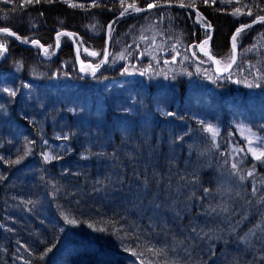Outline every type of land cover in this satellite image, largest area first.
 I'll return each instance as SVG.
<instances>
[{
	"label": "trees",
	"instance_id": "trees-1",
	"mask_svg": "<svg viewBox=\"0 0 264 264\" xmlns=\"http://www.w3.org/2000/svg\"><path fill=\"white\" fill-rule=\"evenodd\" d=\"M133 2L145 8L157 0H124V7ZM247 2L249 10L196 0L205 18L198 25L214 29L210 53L219 65L231 63L234 31L264 16L263 0ZM70 3L77 6L0 0V27L49 53L42 59L39 45L0 34L8 52L0 64V264H264L263 214L249 221V188L222 189L229 174L205 162L208 143L196 123L264 133V24L241 33L235 67L217 75L197 47L206 31L193 12L132 15L112 24L107 63L93 75L78 68L65 35L48 59L54 37L72 33L79 61L95 67L121 0ZM25 150L19 164L10 162ZM44 154L56 158L46 162Z\"/></svg>",
	"mask_w": 264,
	"mask_h": 264
},
{
	"label": "rangeland",
	"instance_id": "rangeland-1",
	"mask_svg": "<svg viewBox=\"0 0 264 264\" xmlns=\"http://www.w3.org/2000/svg\"><path fill=\"white\" fill-rule=\"evenodd\" d=\"M247 1H253V0H240V2L239 0H236V1H230L228 2V4L230 3L229 6L235 8L249 10L251 5H248L250 4V2L248 3ZM240 12L241 11H239L236 14V16H239ZM247 18L251 19L252 17L249 16ZM108 25L106 27V32H108L107 34L109 37ZM109 42H110V38H109ZM105 43H106V39H105ZM206 47L207 44L204 45L203 51L200 50V53L205 58H208V56L205 55ZM216 65L220 69H224L225 67H227L226 63L219 65L217 61H216ZM231 82H234L235 85L237 84V81H231ZM195 87H196L195 85H190L187 89V93L191 95L195 94L196 92ZM196 100L197 99L195 100L193 99V101ZM196 102L198 103V101ZM163 111L164 110H161V113ZM202 120L204 121V119L198 117V119H196V123H199ZM208 125L213 126L217 130L218 134L215 136L214 139L212 133L204 130ZM200 134L202 137H206L208 143V148L204 150V151L208 150L209 152L208 155H205V162L208 160L207 164L209 166L212 165V167L213 166L216 167L219 173L222 172V170H224L225 175L229 174V179L224 176L225 182L222 183V189H225L226 186L229 187V189L249 188L248 194L249 196L251 195V198L249 197L246 201L250 208L248 216L251 217L249 218V221L252 219L253 217L252 215H254V212L256 214L259 212L258 215L263 214L261 217L264 218V163H261V161H257L255 159V156L253 155V151H255L257 155H259L260 152H264V133L254 132L250 128L246 127L241 123L231 125L229 130L223 132L222 127L216 124H209V122L204 121L203 129L200 130ZM250 149H252L253 151H250ZM198 159L199 160L203 159V157L200 156L198 157ZM262 160H264V157H262ZM233 164L237 165L236 169L232 168ZM201 168L202 171H205L204 169L205 167H201ZM249 172H251L252 175H249ZM241 176L244 177L243 180L240 179ZM253 188H255V192L253 191ZM244 193L247 194V192ZM253 223L260 224L259 220L258 221L255 220V222ZM261 243L264 245V233L262 234L261 237Z\"/></svg>",
	"mask_w": 264,
	"mask_h": 264
},
{
	"label": "snow or ice",
	"instance_id": "snow-or-ice-1",
	"mask_svg": "<svg viewBox=\"0 0 264 264\" xmlns=\"http://www.w3.org/2000/svg\"><path fill=\"white\" fill-rule=\"evenodd\" d=\"M4 2H8V0H4ZM41 0H26V3H40ZM45 3H52L53 0H44ZM65 3H69V6L71 7H76L77 5L75 4H71L70 3V0H64ZM172 2V0H164V3L163 4H160L159 3V0H157V3H153V4H150L149 7H163L164 4H170ZM202 2L204 4H209V2H211L212 4H216L217 0H202ZM225 2H230V0H220V3L223 4ZM145 3L147 4L148 3V0H145ZM82 7V5H80ZM93 6H98V4H95ZM195 6H196V0H191V2L185 4L183 2V0H180V3H179V7L183 8V7H189V8H193L195 9ZM121 7L123 8V11L120 12V16H124L126 13L127 14H130L129 13V9H131L133 12H140V11H144L146 9H141L139 7L136 6V4L133 2L132 4H129L127 7H124V0H121ZM219 10V9H218ZM239 12V10L237 9L233 14L236 15L237 13ZM249 16L252 15V12L249 11L247 13ZM161 15H163V13H161ZM196 16L198 18V22H203L204 21V17L202 16L201 13H199L198 11L196 12ZM256 22H261V23H264V16H256L255 19L252 21V23H256ZM202 26H204L206 28V32H205V35H206V39L204 41H202L200 44L197 45V47L203 51L204 50V45L208 44L209 40L211 39V35L207 32V29H210L211 28V24L209 23H202ZM109 33H111L112 31V25L110 24L109 26ZM252 27V24H242L241 27L237 28L236 31H235V34H233L232 36V50L233 52L235 51L236 49V42H237V39L238 37L241 35V33L243 32L244 29L246 28H251ZM0 34H4L6 36H14L16 39H21L20 36L17 35V33L11 31L9 28L7 27H0ZM62 35H68V36H72L73 34L72 33H63V32H60V33H57V39H56V47H59V38L60 36ZM264 35V34H262ZM141 39H145L144 37H141ZM23 42L27 43L28 40L27 38H24ZM31 43H33L34 45H39V41H36V40H32ZM6 45V41L4 43H0V56H3L5 52H7V47L5 46ZM40 47L43 48V45H39ZM51 47V46H50ZM253 47H255V45H253ZM252 49H247L246 51H251ZM45 51V55H49L48 53V50L47 49H44ZM173 51H175V48L173 49ZM93 55H97V53H92ZM179 54V53H177ZM193 55H195V53H193ZM205 55H207L209 57V59H212L214 60L215 58L209 53V52H205ZM120 58L123 59L124 56L123 54L120 55ZM187 58V57H185ZM173 59H175L173 57ZM232 63L235 62V56L232 55L230 57ZM107 61V57H105V60H102L100 62V64H103ZM219 63V62H217ZM232 63H228L227 64V67L224 68V71H228L231 67H232ZM100 64H97L93 69H92V72H93V75L95 74V71L100 67ZM84 69H82L83 71ZM125 71H127V69H125ZM144 73H141V75H143ZM229 79H231V74H229V76L227 77ZM238 83L240 81H237ZM247 87H260L261 85L260 84H253V83H248L246 85ZM25 87H30V85H26ZM4 92H8V94L12 97H15L16 96V91L15 90H10L8 88H4L3 89ZM164 115L166 116H174L175 114L172 113V112H167V113H163ZM201 124H203V121L200 122ZM205 131H208L210 133H212V136H213V139L215 138V136L218 134L217 133V130L211 126V125H208L206 126V128L204 129ZM65 139H68L67 136L64 137ZM46 143V141H45ZM250 151H253L252 149H250ZM28 155V151L25 150L24 152V155L23 156H18L16 160L14 161H10L11 163L13 164H19L25 156ZM253 155L255 156V159L257 161H261V163H264V160H262V157H264V152H260L259 155L256 154L255 151H253ZM56 157H53V156H50L48 154H44V160L46 162L50 161L51 159H54ZM232 168L233 169H236L237 168V165L236 164H233L232 165ZM249 175H252L251 172H249ZM241 180L244 179L243 176L240 177ZM204 191L207 193L209 191V189H204ZM253 191L255 192V188H253ZM227 209H225L226 211ZM213 211H215V209H213ZM65 219V222L68 223V224H75L77 221L74 220V219H69L68 216H65L64 217ZM98 231H104V229H98ZM52 249L51 248H48L46 249L45 253L42 254L41 258H43V255H47V252H50ZM125 251H131L133 255L137 256V258H139L141 255H143V252H137L135 249H132L130 247H125L124 249ZM146 251H149V252H152L154 255H160L162 252H163V249H154V248H148L146 249ZM141 264H145V262L142 260L141 261Z\"/></svg>",
	"mask_w": 264,
	"mask_h": 264
},
{
	"label": "water",
	"instance_id": "water-1",
	"mask_svg": "<svg viewBox=\"0 0 264 264\" xmlns=\"http://www.w3.org/2000/svg\"><path fill=\"white\" fill-rule=\"evenodd\" d=\"M141 9H146V10H144V11H140V12H133V11H130V12H129L130 14H127V13H126L124 16H120V14H119V15L116 16L113 20H111L110 24L116 22V21L119 20V19H123V18L129 17V16H132V15H136V14H142V13H146V12L154 11V10H158V9H173V10H184V11L193 12V13H194V16H195V17H194L195 24L198 25V22H197V16H196V12H197V10H196V9H193V8H189V7H183V8H181V7H179V4H172V3H170V4H164L163 7H149V6H147V7H145V8H141ZM110 24H109V25H110ZM247 24H252V27H251V28H253V27H255V26L262 25V24H264V23L256 22V23L253 24L252 22H249V23H247ZM109 25H108V26H109ZM198 26H199V25H198ZM199 27H200L202 30L206 31V28H205V27H201V26H199ZM239 27H241V26H239ZM239 27H238V28H239ZM107 29H108V28H107ZM247 29H250V28H246V29H244V30H247ZM244 30H243V31H244ZM235 31H236V30H235ZM235 31H234L233 34H235ZM207 32H211V39L209 40V42H208V44H207V47H206V49H205V52H209V53H210V47H211V43H212L213 36H214V29H213V28L207 29ZM63 33H68V32L63 31ZM107 33H108V32H106V36H105V39H106L105 57H107V60H108L109 52H110V42H109V37H108V34H107ZM65 36H67V37L70 39V41H71V43H72V45H73V47H74L75 55H76V61H77V66H78L79 68H82V67H84V66H90V67L92 68V64H91V63H80V62H79V48H78V45L76 44V42H75V40L73 39L72 36H68V35H65ZM232 36H233V35H232ZM232 36H231V38H230V47H231L232 55L235 56V62H234V63L231 62V63H232V67H231L228 71H224V69H220V68L216 65V61H215V59H214V60L210 59L212 65H213V71H214L216 74H218V75H225V74L230 73L231 70L235 67V65H236V63H237V61H238V50L235 49L234 52H233V50H232ZM9 37H10L12 40H14L15 42H17L20 46H23V47H25V48H30V47L33 45V43H30L29 45H24V44L21 43L18 39H16L14 36H9ZM54 38H55V39L57 38V34L55 35ZM43 51H44V47H43V48L41 47V54L43 53ZM59 51H60V45H59V47H56V52H55L54 56H53L51 59H53V58L57 55V53H58ZM7 54H8V52H5V53H4L3 57L0 59V64L6 59ZM210 54H211V53H210ZM105 57H104L103 60H105ZM208 58H209V57H208ZM106 63H107V61H106L105 63L101 64L100 67L95 71V73L101 71V70L103 69V67L106 65Z\"/></svg>",
	"mask_w": 264,
	"mask_h": 264
}]
</instances>
